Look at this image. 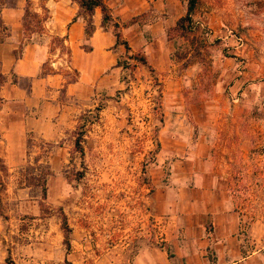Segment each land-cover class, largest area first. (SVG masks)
I'll return each mask as SVG.
<instances>
[{
	"label": "rangeland",
	"instance_id": "rangeland-1",
	"mask_svg": "<svg viewBox=\"0 0 264 264\" xmlns=\"http://www.w3.org/2000/svg\"><path fill=\"white\" fill-rule=\"evenodd\" d=\"M72 1L14 0L2 9L8 29L0 30V42L13 39L16 57L26 44L43 45L47 57L37 76L41 126L24 132L22 150L2 174L0 264L172 259L175 246L167 237L176 225L167 213L188 192L181 189L185 167L193 171L209 145L234 154L243 168L238 193L249 210L264 215V0H198L182 27L189 0H157L142 12L130 6L127 21L116 20L122 33L139 25L144 37L134 43L148 48L153 71L108 37L90 53L85 35L74 54L54 27L66 28ZM122 3L116 0L119 8ZM45 4L50 18L38 30L27 10L43 16ZM106 31L114 37L112 26ZM135 53L146 56L144 49ZM48 72L64 86L46 81ZM4 76L2 86L30 92L31 78L13 68ZM74 77L80 84L69 94ZM10 108L24 119L33 115L26 97ZM80 133L83 153L76 147Z\"/></svg>",
	"mask_w": 264,
	"mask_h": 264
},
{
	"label": "crops",
	"instance_id": "crops-1",
	"mask_svg": "<svg viewBox=\"0 0 264 264\" xmlns=\"http://www.w3.org/2000/svg\"><path fill=\"white\" fill-rule=\"evenodd\" d=\"M122 1L119 8L116 0H106L114 18L126 22L130 6L133 5L142 12L146 9V3L148 6L157 0ZM72 2L68 9L69 23L66 28L59 23L54 27L59 36L65 37L72 52L79 55L80 44L85 37L86 19L79 15L78 3ZM10 15L9 11L4 13V16ZM75 16L77 19L72 22ZM102 19V10L98 7L93 16L95 30L90 36L92 43L90 53L105 46L103 40L105 37H108L110 45L116 46L115 36H110L105 30ZM143 34L139 25L124 28L123 31L132 52L144 49L147 60L152 62L148 48L143 43L138 47L134 43L144 37ZM12 37L13 35L10 36ZM123 46L118 44L117 50L126 52ZM15 49L13 39L10 42H0L1 70L6 75L13 68L19 77L31 78L32 84L30 92L10 84L2 86L0 91L4 99V106L0 109V156L6 164L10 163L12 153L22 150L24 132L41 126L39 117L41 104L40 99L36 97L39 84L37 76L42 62L47 57V48L43 45L26 44L19 57L15 56ZM58 76L59 74H50L45 79L48 82L53 81L56 86L63 85L62 79ZM79 84L80 82L69 84L66 87L67 92L74 94ZM24 97L33 113L26 119L20 117L14 108L7 109V105L14 103L18 105ZM36 113L39 116H36ZM199 144L203 147L204 143L199 141ZM19 145L21 147H18ZM228 154L229 157L219 152L217 148L214 149L213 145H209V152L204 150V153L195 157L193 168L191 167L193 171L189 172L190 165L185 167L184 187L181 189L188 192L185 197L180 196L175 201L172 213H167V217L173 219L176 225L175 234L168 233L167 237L175 246L176 256L172 259L166 257L162 263L152 260L151 264H264V215L254 213L244 205L246 201L237 190L238 184L243 180L241 165L240 167L236 165L232 152Z\"/></svg>",
	"mask_w": 264,
	"mask_h": 264
},
{
	"label": "trees",
	"instance_id": "trees-1",
	"mask_svg": "<svg viewBox=\"0 0 264 264\" xmlns=\"http://www.w3.org/2000/svg\"><path fill=\"white\" fill-rule=\"evenodd\" d=\"M73 1L78 3V5L80 7L79 15H83V16L88 17L87 23L85 26V35L86 36L90 37L94 33L95 26H94L93 16H94L96 8L100 7L102 10V15H103L102 26L105 28V30H108V28H110V26H112L113 34L116 38V45H118V44L124 45L126 48V52L131 53V55L133 54L132 55L133 59H136L137 62H140L144 65L149 66L151 71L154 70L151 67V65L149 64V61L147 60L145 55H140L138 53L132 52L129 42L123 36L122 25L112 15L111 8L107 4L106 0H73ZM197 2H198V0H189L187 14L185 16L181 17L178 21L179 27H182V24L185 20L192 21L193 16H194L195 11H196ZM5 4H8L9 6L14 7V0H1L0 1V30H7L8 29L6 23L3 19V16H2V9L5 6ZM42 8L45 12V14L43 16L39 15L38 13L32 14L29 11V9L27 10V14H26V17H27V15H28V17H33V20H34L35 25H36L35 28L38 30H43L45 27L44 24L50 18V14H49L50 9L48 8V6L45 4L42 6ZM76 19H77V16H75L72 19V22L75 21ZM24 24H25L26 28L29 27V22L27 24V18H26V21L24 22ZM58 40L65 41L66 39L65 38H63V39L59 38ZM75 72H78V70L75 69ZM50 73L51 72H48V74H50ZM4 78H5V76H4V74L1 70V67H0V79H1L0 88L3 85ZM77 81H78V78L74 77L70 81H68V84L76 83ZM0 100L2 101V97H0ZM76 147L78 148V150H80V152L83 153L84 149L82 146V134L81 133L78 135V137L76 139ZM8 171H9V169H8V166L5 162V160L0 156V188H5V182H4L2 174L7 175ZM43 182H44L43 184H45V181H43ZM0 203H1V199H0ZM63 228L66 232L65 242H66L68 249H70L71 243H70L69 237H70L71 227L69 226V223H68L66 217H64V219H63ZM66 262L68 264L70 263L68 258H66Z\"/></svg>",
	"mask_w": 264,
	"mask_h": 264
}]
</instances>
